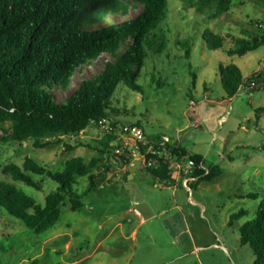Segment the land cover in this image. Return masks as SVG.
<instances>
[{
    "label": "rangeland",
    "instance_id": "1",
    "mask_svg": "<svg viewBox=\"0 0 264 264\" xmlns=\"http://www.w3.org/2000/svg\"><path fill=\"white\" fill-rule=\"evenodd\" d=\"M126 1L129 16L144 8ZM232 1L231 9L222 12L214 1L187 8L182 0H169L167 17L157 30L165 31L168 45L161 53L149 50L139 79L142 91L124 84L118 87L113 99L116 111L111 114L123 123L140 122L153 141L169 136L172 145L202 154L208 165H220L221 173L189 185L183 178L177 186L163 185L147 172L139 156L121 168L111 159L105 181L102 178L90 189V180L82 177L76 185L87 192L84 207L77 211L64 207L60 222L43 233L0 208V264H256L252 247L241 243L240 228L255 218L264 200V45L244 56H230L223 49H210L203 39L207 28L242 37L260 31L264 0ZM111 58L103 54L79 69L71 89L102 71ZM221 62L239 65L245 76L261 71L262 79L255 88L243 86L230 98L222 85ZM67 95L62 93L63 98ZM105 134L102 125H91L67 137L68 143L84 144L69 152L63 143L47 148H35L31 141L0 145V178L14 182L3 168L11 161L22 164L26 156L50 167L76 156L89 162L99 154L93 146ZM119 168L121 172H116ZM174 178L178 179L176 171ZM15 183L44 201V191ZM57 185L44 178L46 192ZM170 186H176L175 194ZM133 195L144 198L152 210L154 216L146 223L128 212ZM241 210L245 214L229 225Z\"/></svg>",
    "mask_w": 264,
    "mask_h": 264
},
{
    "label": "trees",
    "instance_id": "2",
    "mask_svg": "<svg viewBox=\"0 0 264 264\" xmlns=\"http://www.w3.org/2000/svg\"><path fill=\"white\" fill-rule=\"evenodd\" d=\"M182 1L187 8L203 7L214 1L222 12L229 11L233 2ZM132 2L143 4L144 8L129 16L130 2L126 0H0V145L31 141L35 148H47L63 143L64 151L69 152L84 144L68 143L67 137L99 125L104 118L110 119L115 127L122 123L111 115L116 111L113 99L118 87L124 84L142 91L139 79L149 50L161 53L169 42L165 31H157L167 17L169 0ZM108 14L125 17L109 21ZM258 28L260 31L249 37L224 35L207 28L203 39L212 50L223 49L230 56H244L264 45V20L258 22ZM103 54L112 57L103 70L83 78L71 89L78 70ZM186 56H191V50H187ZM219 70L230 98L243 86L255 88L263 76L261 71L245 76L243 69L234 63L221 62ZM64 92L68 93L65 98ZM135 124L141 126L140 122ZM114 139V133H106L100 144L93 146L99 154L89 162L76 156L60 167H50L26 156L22 164L15 161L6 164L3 173L14 182L0 178V208L36 233L53 228L60 222L64 207L74 211L84 207L87 192L76 186L82 177L90 180L93 189L100 184V178L105 181L111 159L115 158L120 166L121 162L127 165L131 161L115 153L116 146L111 145ZM167 147L172 152L171 158L147 154L148 159H157L155 166L146 167L155 180L173 184L176 180L173 165L185 155L196 163L193 181L212 180L222 171L220 165H208L202 154L191 153L179 145ZM44 178L58 185L46 192ZM15 182L44 191V201ZM243 214L244 210L233 214L229 225ZM240 233L241 243L254 250L256 264H264V200L255 218L245 222Z\"/></svg>",
    "mask_w": 264,
    "mask_h": 264
},
{
    "label": "built area",
    "instance_id": "3",
    "mask_svg": "<svg viewBox=\"0 0 264 264\" xmlns=\"http://www.w3.org/2000/svg\"><path fill=\"white\" fill-rule=\"evenodd\" d=\"M99 125H102L105 133H114L116 135V139L111 142V145L116 146L115 153L131 160L139 156L145 167L157 164V159H148L147 154L149 152L156 155L161 154L166 156V158L172 157V152L167 147L172 141L169 136H164L157 144H154L147 136L145 129L138 124L122 122L115 127L110 119L104 118ZM196 126L199 125L196 124ZM145 146H149L146 151L144 150ZM173 167L178 172V176L183 178L185 183L189 185L196 167L195 161L189 155H185L180 161L174 163ZM163 182V185H166V182Z\"/></svg>",
    "mask_w": 264,
    "mask_h": 264
},
{
    "label": "crops",
    "instance_id": "4",
    "mask_svg": "<svg viewBox=\"0 0 264 264\" xmlns=\"http://www.w3.org/2000/svg\"><path fill=\"white\" fill-rule=\"evenodd\" d=\"M120 168H121V166H120ZM120 168L118 170H116V172H121V169ZM147 172H148V170H147ZM125 174H129V171H126ZM131 177H133V179L136 178L135 177V174L131 175ZM180 179H182V178L180 176H178V179L175 180L174 183H175L176 186L178 184V181H180ZM191 181H193V180H191ZM193 182H195V181H193ZM197 182H200V181H197ZM156 186H158L157 183H155V187ZM176 186H170V187L173 188V194H175L177 192L176 189L174 188ZM129 198H130V203H129V207H127L128 212H130V213L131 212H134L136 214V216L141 219V223H146L148 219H151L154 216L152 214V212H151L152 210L148 207L147 204H145L144 198L140 199V197H138L137 195H135V196L133 195L132 198L131 197H129ZM136 206L137 207L138 206H141V209L139 210ZM132 236H133V238L136 236V229L133 231Z\"/></svg>",
    "mask_w": 264,
    "mask_h": 264
},
{
    "label": "water",
    "instance_id": "5",
    "mask_svg": "<svg viewBox=\"0 0 264 264\" xmlns=\"http://www.w3.org/2000/svg\"><path fill=\"white\" fill-rule=\"evenodd\" d=\"M121 164L123 165L124 163L121 162ZM99 182L102 183V182H103V179L101 178V179L99 180Z\"/></svg>",
    "mask_w": 264,
    "mask_h": 264
}]
</instances>
